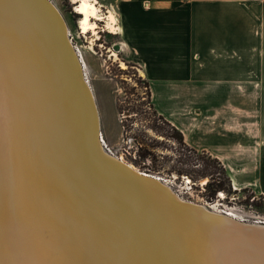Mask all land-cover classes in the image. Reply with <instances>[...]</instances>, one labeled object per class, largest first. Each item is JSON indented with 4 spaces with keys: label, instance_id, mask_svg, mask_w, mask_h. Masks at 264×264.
Returning <instances> with one entry per match:
<instances>
[{
    "label": "bare ground",
    "instance_id": "bare-ground-1",
    "mask_svg": "<svg viewBox=\"0 0 264 264\" xmlns=\"http://www.w3.org/2000/svg\"><path fill=\"white\" fill-rule=\"evenodd\" d=\"M73 2L82 33L103 20L117 31L97 0ZM55 17L42 0H0V264H264V230L223 220L163 183L169 199L105 148L91 86L94 140Z\"/></svg>",
    "mask_w": 264,
    "mask_h": 264
},
{
    "label": "crops",
    "instance_id": "crops-1",
    "mask_svg": "<svg viewBox=\"0 0 264 264\" xmlns=\"http://www.w3.org/2000/svg\"><path fill=\"white\" fill-rule=\"evenodd\" d=\"M255 1L264 0L110 4L123 51L142 68L158 114L183 133L188 145L217 157L234 189L253 188L264 195L260 59L252 74L248 58L250 49L260 50V43L249 42L248 5Z\"/></svg>",
    "mask_w": 264,
    "mask_h": 264
},
{
    "label": "rangeland",
    "instance_id": "rangeland-1",
    "mask_svg": "<svg viewBox=\"0 0 264 264\" xmlns=\"http://www.w3.org/2000/svg\"><path fill=\"white\" fill-rule=\"evenodd\" d=\"M53 1L67 20L71 39L80 52L88 80L96 93L105 148L139 170L162 177L187 200L213 206L219 211H232L239 218L250 222L264 220V196L253 188L233 187L230 193L224 192L223 197H220V192L212 196L207 190L208 177L194 180L177 173L181 155L179 144L168 138L171 126L154 113L152 97L146 87L149 82L142 68L130 61L126 51H123L118 33L120 29L117 27L118 18L110 4L112 0H97V3L103 15H108L110 11L115 14L117 31L111 32L106 27V20H103L98 21L96 32L88 33H82L79 27L81 15L76 13L73 0ZM248 6L249 42L255 45L260 43V50L250 49L248 58L252 74L257 69L254 65L260 59L261 113L264 103V1L249 2ZM259 12L260 18H257ZM145 152L152 155L144 158L140 154Z\"/></svg>",
    "mask_w": 264,
    "mask_h": 264
},
{
    "label": "trees",
    "instance_id": "trees-1",
    "mask_svg": "<svg viewBox=\"0 0 264 264\" xmlns=\"http://www.w3.org/2000/svg\"><path fill=\"white\" fill-rule=\"evenodd\" d=\"M149 90L151 97L150 85H146ZM152 104V103H151ZM154 109V113L157 115L158 112ZM159 115V119L167 122L172 131L168 134V138L174 139L178 144L181 151L180 158L178 160V169H176L179 175H187L198 180L201 178H209L207 182V190L210 191L212 196L223 191L225 193H230L232 191L233 185L232 180L226 170L224 164L217 158L212 156L206 151H200L194 147L188 145L185 141L183 133L172 125L168 120H166L162 115ZM144 158H148L152 155L149 152L140 154ZM246 189V188H244ZM264 196V195H263Z\"/></svg>",
    "mask_w": 264,
    "mask_h": 264
},
{
    "label": "water",
    "instance_id": "water-1",
    "mask_svg": "<svg viewBox=\"0 0 264 264\" xmlns=\"http://www.w3.org/2000/svg\"><path fill=\"white\" fill-rule=\"evenodd\" d=\"M42 1H43V3L47 4L49 6V8H52V10L56 16L55 18L58 20V24L60 25V29H61L60 30L61 31V38L63 39V42L65 44V47L67 48V52H68V55L70 58V63H71V67H72V70H71L72 74L86 95L88 105L90 108V112H91V115L93 117L92 118L93 119V134H92V136L96 142H99V132L101 129V125L99 123L98 116H97L96 104H95V101L93 98L92 88L88 82L86 72L84 71V67H83L81 57L79 56L78 52L76 51L75 47L73 46V44L69 38L70 34L68 35L67 24H66L64 18L62 17L61 13L59 12V10L54 6V4L50 0H42ZM106 159L112 163L118 162L114 158H110V157L107 158L106 157ZM117 164H120V163L118 162ZM130 172H133V171L130 170ZM132 174H135L134 175V176H136L135 178L138 181H140L141 183H144L145 185H151L152 187H156L157 189L161 188L162 190H165L169 199L173 200L171 193L167 192L165 185H163V183H166V184H168V183L162 177L155 175V174H152V173L142 171V170H141V172H138V173L136 172V173H132ZM186 203H184V204H186ZM176 205L181 206V205H183V203L180 202V203H177ZM207 206L210 209H213L209 205H207ZM198 210H200V209H198ZM211 212L212 211L208 210V214H211ZM227 213H228L227 211H223V214H219V215L221 216L222 219L224 218L223 220H227L228 222H234L237 224H242L244 226H250L253 229L264 230V220H255V221H259V223L257 222L258 224H248L246 222H241V221H238L236 219H233ZM217 214L218 213H216V215Z\"/></svg>",
    "mask_w": 264,
    "mask_h": 264
},
{
    "label": "flooded vegetation",
    "instance_id": "flooded-vegetation-1",
    "mask_svg": "<svg viewBox=\"0 0 264 264\" xmlns=\"http://www.w3.org/2000/svg\"><path fill=\"white\" fill-rule=\"evenodd\" d=\"M114 54V53H113ZM121 66H122V63H121ZM123 67V66H122Z\"/></svg>",
    "mask_w": 264,
    "mask_h": 264
}]
</instances>
